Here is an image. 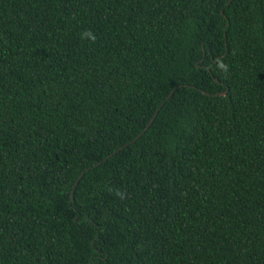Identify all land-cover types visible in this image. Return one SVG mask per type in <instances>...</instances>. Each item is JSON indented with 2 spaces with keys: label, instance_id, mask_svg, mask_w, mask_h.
Masks as SVG:
<instances>
[{
  "label": "trees",
  "instance_id": "trees-1",
  "mask_svg": "<svg viewBox=\"0 0 264 264\" xmlns=\"http://www.w3.org/2000/svg\"><path fill=\"white\" fill-rule=\"evenodd\" d=\"M0 264H264V0H0Z\"/></svg>",
  "mask_w": 264,
  "mask_h": 264
},
{
  "label": "water",
  "instance_id": "water-1",
  "mask_svg": "<svg viewBox=\"0 0 264 264\" xmlns=\"http://www.w3.org/2000/svg\"><path fill=\"white\" fill-rule=\"evenodd\" d=\"M230 1H231V0H230ZM222 12H223V11H222ZM217 81H218V80H217ZM173 92H174V90H172V91L169 93V95H168L167 98H169V97L173 94ZM203 92H204L205 94H209V92L206 91V90H203ZM225 93H226V91H222V92L214 93V95H216V94H225ZM160 107H161V105H160ZM160 107L157 109V111L154 113L153 117L150 119V121L148 122V124L146 125V127L142 130V132H141L138 136H140L141 134H143V133L146 131V129L152 124V122L154 121V119H155V117H156V115H157V113H158ZM138 136H136V138H138ZM136 138H135V139H136ZM135 139H134V140H135ZM125 145H126V144L122 145V146L119 147L117 150H115L113 153H116L119 149L123 148ZM113 153H111L110 155H112ZM89 168H90V167H88L87 169H89ZM84 172H85V171H83V172L79 175V177L77 178V180H76L75 183H74L73 190H72V193H71V196H72V197H73V195H74V190H75V188H76V186H77V184H78L80 178H81L82 175L84 174Z\"/></svg>",
  "mask_w": 264,
  "mask_h": 264
},
{
  "label": "clouds",
  "instance_id": "clouds-1",
  "mask_svg": "<svg viewBox=\"0 0 264 264\" xmlns=\"http://www.w3.org/2000/svg\"><path fill=\"white\" fill-rule=\"evenodd\" d=\"M81 35H82V37H87L90 40H95V36L91 32H84Z\"/></svg>",
  "mask_w": 264,
  "mask_h": 264
}]
</instances>
